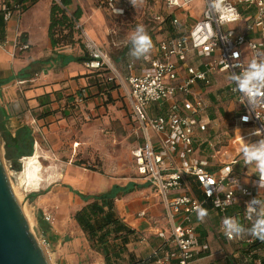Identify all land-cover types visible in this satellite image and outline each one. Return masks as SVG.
Instances as JSON below:
<instances>
[{"label":"built area","instance_id":"obj_1","mask_svg":"<svg viewBox=\"0 0 264 264\" xmlns=\"http://www.w3.org/2000/svg\"><path fill=\"white\" fill-rule=\"evenodd\" d=\"M162 1L171 30L147 58L143 57L144 66L139 72H133L137 65L131 60L127 62V73H121L83 29L85 50L90 57L85 66H108L113 73L110 80L121 83L139 141L132 150L137 172L149 180L163 200L170 230L159 231L158 235L172 248L154 252L149 264H191L202 252L210 250L191 223L198 209L211 204L226 216L228 210L237 207L246 227H250L245 215L247 202L256 197L264 199V189L256 186L257 169L245 165L242 154L244 145L264 138V101L251 107L246 98L233 91L235 85L229 78L232 73H240L252 59L263 58L264 0H223V20L222 13L211 12V0H204L201 18L188 30L181 23V16L194 0H179L177 4ZM107 4L115 14V9H122V14L126 11L119 0H107ZM228 9L234 10L235 19H227ZM5 11L9 20L14 11L6 7ZM167 18L157 17L163 25ZM239 21L244 22L243 29L231 28ZM77 27H82L79 21ZM28 48V44L17 46L21 50ZM215 72L225 73L228 78L224 89L235 105L229 124L231 133L211 116L212 104L201 93L200 86H210ZM76 97L77 103L84 99ZM211 129L216 136L209 135ZM257 129L261 136L253 135ZM190 177L197 182L196 187L189 186ZM50 218V214L46 215L47 220ZM38 239L47 250V238L40 235ZM233 240L245 244L251 257L258 254L255 244L262 242L252 237ZM258 264H264V258H259Z\"/></svg>","mask_w":264,"mask_h":264},{"label":"crops","instance_id":"obj_2","mask_svg":"<svg viewBox=\"0 0 264 264\" xmlns=\"http://www.w3.org/2000/svg\"><path fill=\"white\" fill-rule=\"evenodd\" d=\"M20 3H23V10L19 9ZM52 5L53 0H10L13 16L6 20L0 14V133L3 137L9 134L15 136L23 126L31 127L35 141L33 154L37 146L40 147L35 131L40 128L46 130L45 122L54 119L53 111L59 108L62 95L71 96L87 85L86 64L78 61L85 55L81 43L55 48L51 42L49 27ZM162 5L166 11L163 1ZM104 6H107V0H74L69 11L81 9L79 24L97 36L104 27V20L100 16L106 10ZM190 7L191 3L181 16V23L187 30L201 18L204 9L196 17L192 15L195 18L190 20L187 17ZM158 16L164 17L157 14L156 18ZM163 26L161 24L159 31H163ZM23 35L27 38L29 48L17 49ZM163 38L158 40L150 53ZM13 53L16 54L13 56ZM262 56L264 58V51ZM135 63L137 68L133 72H139L144 66L143 57L136 59ZM218 74H212L210 86H200L201 93L212 104L213 118L221 120L224 116H230L233 119V102L228 99L224 89L226 83ZM131 123L134 128L132 120ZM220 124L225 131L226 125L221 121ZM209 135L216 136V131L211 129ZM136 167L131 175L117 177L98 172L91 174L85 167L82 169L72 165L66 176L61 174L52 178L65 177L66 187L50 183L44 190H39L41 186L31 188L33 192L32 197L28 198V205L40 235L49 241L47 253L52 264H106L104 254L91 245L86 232L75 218L78 210L94 197L103 194L114 195L118 216L134 231L127 250L122 254L125 263L130 259H146L156 251L172 248L158 235L159 231L170 230L163 200L149 180L137 172ZM188 183L191 187L198 185L192 177L188 178ZM205 209L207 216L204 220H198L196 213L191 223L201 232L202 240L208 242L210 250L202 252L191 264H258L259 258H264V242H257L253 248L258 254L249 256L245 244L225 236L221 224L225 215L211 204H207ZM49 214L51 218L47 220L46 215ZM226 216L238 217L246 226L237 207L228 210Z\"/></svg>","mask_w":264,"mask_h":264},{"label":"rangeland","instance_id":"obj_3","mask_svg":"<svg viewBox=\"0 0 264 264\" xmlns=\"http://www.w3.org/2000/svg\"><path fill=\"white\" fill-rule=\"evenodd\" d=\"M204 2L194 0L191 3L187 12V14L190 12L187 15L190 20L199 15ZM3 4L10 6V0H0V5ZM119 4L126 8L124 14H115L108 4L104 6L107 12L105 10L100 15L104 20V27L97 36L92 35L88 28L82 25L78 28L77 37L81 39V46L85 50L83 31L87 30L86 32L100 45L111 62L125 75L127 61L135 58L131 55L130 35L137 25L142 24L146 28L154 47L162 36L168 34L169 24L163 26V31H159L161 22L156 18L157 14L168 17L162 0H138L136 7L129 0H119ZM69 13L73 14L72 11ZM192 15L195 17H191ZM244 27V22L240 21L231 25V28L239 31ZM86 69L87 85L71 96L63 94L59 100V108L53 111L54 119L45 122L46 130L40 128L35 131L40 146V160L43 163L41 174L43 181L39 190H44L50 183L66 187L68 184L65 177L52 178L61 174L66 176L72 165L82 169L85 167L91 174L98 172L117 177H126L133 172L135 165L132 150L138 144V137L132 128V115L126 103L124 89L121 83L110 80L113 73L108 66ZM218 75L223 82L228 80L225 73ZM79 95L84 99L77 103L75 98ZM67 109L69 111H66ZM231 109H235L234 103ZM220 121L226 125V131L231 133L229 124L232 118L224 116ZM6 146L3 137L2 150L9 176L17 189L16 195L23 204L32 230L38 237L40 232L28 205V198L32 197L33 189L28 188L21 179V172L24 169L23 158L19 159L21 170L13 169L12 162L6 158Z\"/></svg>","mask_w":264,"mask_h":264},{"label":"trees","instance_id":"obj_4","mask_svg":"<svg viewBox=\"0 0 264 264\" xmlns=\"http://www.w3.org/2000/svg\"><path fill=\"white\" fill-rule=\"evenodd\" d=\"M73 1L60 0V3L53 1L49 36L55 48L82 43L81 39L77 37L79 33L77 22L81 18V9L76 10L73 14L69 13V7ZM19 5H22L24 9L23 3ZM5 7L14 11L11 6L3 4L0 7V14L4 15ZM165 22L166 25L169 24V30H171L170 19L167 18ZM24 44H27V38L23 35L18 45ZM89 59L90 57L85 51V55L78 58V61L85 62ZM4 138L7 145L6 158L12 162L13 169L21 170L19 159L33 155L35 147L33 129L29 126H23L15 136L9 134L4 135ZM114 200V195L110 194L94 197L92 201L76 212L77 222L86 232L91 245L104 254L106 264H149L153 261V256L146 259H130L128 263L124 262L122 254L127 250V245L131 241V234L134 231L118 216Z\"/></svg>","mask_w":264,"mask_h":264},{"label":"clouds","instance_id":"obj_5","mask_svg":"<svg viewBox=\"0 0 264 264\" xmlns=\"http://www.w3.org/2000/svg\"><path fill=\"white\" fill-rule=\"evenodd\" d=\"M136 7L138 0H129ZM179 0H170V4H177ZM211 12L222 13L221 19H225L223 13V0H211ZM227 19H235L234 10H227ZM117 14H122V9H115ZM210 12V14H211ZM132 51L131 55L137 59L147 58V54L153 48L151 37L146 28L141 24L137 25L130 35ZM235 85L234 92H239L246 98L251 107H255L264 101V58H254L240 73H232L229 76ZM253 135L261 136L260 130H255ZM243 160L245 165H254L259 174V181L256 185L259 190L264 189V138L256 142H250L242 147ZM237 183V182H236ZM245 215L250 222V227L242 224L238 217L225 216L222 221V230L228 239H244L252 237L264 242V199L253 198L247 202ZM207 216V210L200 208L197 210V218L203 221Z\"/></svg>","mask_w":264,"mask_h":264},{"label":"water","instance_id":"obj_6","mask_svg":"<svg viewBox=\"0 0 264 264\" xmlns=\"http://www.w3.org/2000/svg\"><path fill=\"white\" fill-rule=\"evenodd\" d=\"M2 145L0 133V264H52L14 191Z\"/></svg>","mask_w":264,"mask_h":264},{"label":"bare ground","instance_id":"obj_7","mask_svg":"<svg viewBox=\"0 0 264 264\" xmlns=\"http://www.w3.org/2000/svg\"><path fill=\"white\" fill-rule=\"evenodd\" d=\"M39 147L37 146L36 151L33 155L24 158V169L21 172L22 182L27 185L28 188H39L42 184V164ZM15 193L16 187L13 184ZM19 199V198H18ZM20 201V200H19ZM25 211V210H24Z\"/></svg>","mask_w":264,"mask_h":264}]
</instances>
